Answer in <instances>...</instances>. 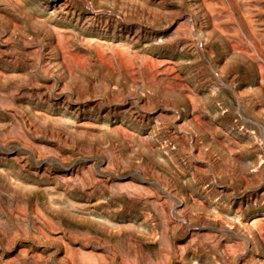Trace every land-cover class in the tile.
<instances>
[{
    "label": "rangeland",
    "instance_id": "obj_1",
    "mask_svg": "<svg viewBox=\"0 0 264 264\" xmlns=\"http://www.w3.org/2000/svg\"><path fill=\"white\" fill-rule=\"evenodd\" d=\"M208 1L0 0V264H264V0Z\"/></svg>",
    "mask_w": 264,
    "mask_h": 264
},
{
    "label": "bare ground",
    "instance_id": "obj_2",
    "mask_svg": "<svg viewBox=\"0 0 264 264\" xmlns=\"http://www.w3.org/2000/svg\"><path fill=\"white\" fill-rule=\"evenodd\" d=\"M204 1H206V0H204ZM208 1V0H207ZM216 1V0H215ZM208 2H210V1H208ZM205 3V5H206V2H204ZM211 3V2H210ZM210 3H207V6L210 4ZM215 3V2H214ZM211 5V4H210ZM224 7H226V6H224ZM209 9H211L209 12L212 14V8H209ZM208 9V10H209ZM216 10V9H215ZM214 11V10H213ZM225 11V10H224ZM67 12V11H66ZM208 12V11H207ZM218 12V11H217ZM220 12V11H219ZM238 12V11H237ZM250 12V11H249ZM148 14V13H147ZM207 14V13H206ZM229 14V13H228ZM247 14V13H246ZM248 14H250V13H248ZM199 16V15H198ZM230 16V15H229ZM156 18V17H155ZM229 18V17H228ZM251 18V17H250ZM248 18V19H245L246 21H247V26H248V28L250 29V30H252V32H254L253 30H255L256 29V26L255 25H253V23H252V21H251V19H254V18ZM233 20V19H232ZM254 21V20H253ZM245 25V24H244ZM224 26V25H223ZM254 26H255V29H254ZM235 27V26H234ZM246 27V26H245ZM244 29V28H243ZM257 31V30H256ZM261 32V31H260ZM237 34V33H236ZM251 35V34H250ZM255 35H257V33H255ZM232 36V35H231ZM239 36V35H238ZM252 36V35H251ZM257 37V36H256ZM240 40V39H239ZM234 49V48H233ZM243 50V49H242ZM249 56V55H248ZM255 57V56H254ZM255 59V58H254ZM258 74V73H257ZM261 81V80H260ZM261 83V82H260ZM264 85V84H263ZM263 88H264V86H262ZM261 87H259V89H260ZM261 91H263V89L261 90ZM224 121V120H223ZM226 123V122H225ZM220 124V123H219ZM217 127V126H216ZM227 132V131H226ZM214 134H215V132H214ZM222 141V140H221ZM225 143V142H224ZM235 144V143H234ZM243 146V145H242ZM242 146H240V147H242ZM237 148V147H236ZM238 150V149H237ZM230 151V150H229ZM245 154V153H244ZM241 156V155H240Z\"/></svg>",
    "mask_w": 264,
    "mask_h": 264
}]
</instances>
